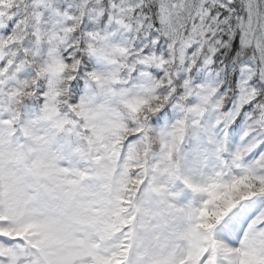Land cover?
Listing matches in <instances>:
<instances>
[{
	"label": "snow or ice",
	"instance_id": "snow-or-ice-1",
	"mask_svg": "<svg viewBox=\"0 0 264 264\" xmlns=\"http://www.w3.org/2000/svg\"><path fill=\"white\" fill-rule=\"evenodd\" d=\"M0 264H264V0H0Z\"/></svg>",
	"mask_w": 264,
	"mask_h": 264
}]
</instances>
